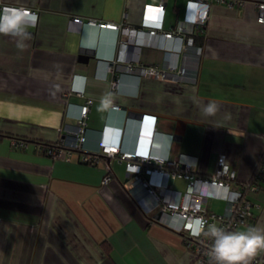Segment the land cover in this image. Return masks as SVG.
I'll return each instance as SVG.
<instances>
[{
  "label": "crops",
  "instance_id": "obj_1",
  "mask_svg": "<svg viewBox=\"0 0 264 264\" xmlns=\"http://www.w3.org/2000/svg\"><path fill=\"white\" fill-rule=\"evenodd\" d=\"M186 2L0 0L38 17L23 51L14 38L0 35V264H191L181 235L156 216L160 208L144 210L149 198L139 185L128 184L124 161L111 157L92 166L81 160V152H98L104 140L130 150L139 114L151 113L158 131L154 153L174 161L195 155L194 171L205 175L222 152L238 181L253 175L264 155V23L256 20L252 1L232 7L210 1L202 30L192 32L202 40L181 51L137 40L127 46L123 63L181 70L178 81L117 70V42L126 34L96 24L138 26L146 4L162 3L163 28L173 30L184 18ZM74 16L96 23L69 31ZM116 75L119 85L112 89ZM106 93L118 108L100 110ZM86 98L93 101L81 150L70 160L38 151L35 141L54 144L76 124ZM209 101L220 106L214 116L202 111ZM178 127L180 140L174 139ZM108 165L110 179L103 183ZM168 183L179 190L186 186L181 178ZM250 198L260 206L238 231L264 228V192ZM219 200L218 212L225 202ZM206 202V209L217 211ZM262 255L254 259L261 261Z\"/></svg>",
  "mask_w": 264,
  "mask_h": 264
},
{
  "label": "built area",
  "instance_id": "obj_2",
  "mask_svg": "<svg viewBox=\"0 0 264 264\" xmlns=\"http://www.w3.org/2000/svg\"><path fill=\"white\" fill-rule=\"evenodd\" d=\"M210 1L224 3L230 7L242 6L246 1H252L256 8V20L264 23V0H187L184 18L179 21L173 30H165L162 24L163 4H146L143 18L138 26L120 25L116 23L95 22L92 19L84 21L78 16L72 17L68 22L69 31H79L84 24H97L101 28L116 30L126 34V38L119 39L118 53L114 62L120 65L117 70L129 72L138 76H155L163 80L178 81L182 71L161 69L153 65H134L129 62L123 63L124 52L127 46L136 40L139 44L164 51H181L186 45L192 44V32L202 30V26L209 17ZM5 7L28 9L12 4H0V10ZM30 10V9H29ZM32 13H37L31 10ZM189 34V35H188ZM146 35L149 40H139ZM117 65V66H118ZM110 70V67H108ZM112 69V68H111ZM114 71V70H111ZM119 85V77L116 75L111 80L112 89ZM81 95V92H76ZM91 98H86L79 106L77 122L72 127L66 128V132L59 137L54 144L35 142L38 151L54 157H64L70 160L73 152H79L86 139V118L92 104ZM113 104L111 108H118ZM156 116L151 113H141L138 117V132L134 145L130 150L121 148L118 142L102 141L98 152H81V160L85 163H99L101 157H118L124 161L128 184L131 187L139 185L142 192L149 198V205L144 210L150 211L159 207V221L166 227L180 232L184 240V246L193 255L194 264H209L210 257L207 255L211 247V238L203 235H192V225L197 218H203L208 225L215 224L228 231H235L241 226L248 224L252 207L260 205L246 199L243 190L236 183L237 173L226 160L222 152L216 155L215 167L210 174H200L194 171L198 165V157L195 155L182 154L177 160H169L152 151L154 134L158 131L155 126ZM18 146H27L22 140L14 141ZM258 169H264V155H262ZM103 177L102 182L110 179L109 171ZM171 178L185 180L184 190L172 188L169 185ZM257 186L252 185L249 191L256 192ZM134 192L133 196L141 203V199ZM213 197L224 199V206L220 212L208 210L204 207V199L211 200ZM157 215V216H158ZM257 259L252 262H257Z\"/></svg>",
  "mask_w": 264,
  "mask_h": 264
},
{
  "label": "clouds",
  "instance_id": "obj_3",
  "mask_svg": "<svg viewBox=\"0 0 264 264\" xmlns=\"http://www.w3.org/2000/svg\"><path fill=\"white\" fill-rule=\"evenodd\" d=\"M38 17L29 9L5 7L0 10V35L16 40V47L21 51L27 48L26 41L31 39L30 27H34ZM81 82L83 78H80ZM82 90V89H81ZM113 106L112 94L106 93L100 101V110ZM219 104L209 101L202 111L206 116H214L219 111ZM229 118L226 116V119ZM204 219L197 218L192 227V235L211 238V247L207 253L209 264H251L255 256L264 251V228L249 227L244 231H228L215 224L205 230Z\"/></svg>",
  "mask_w": 264,
  "mask_h": 264
},
{
  "label": "trees",
  "instance_id": "obj_4",
  "mask_svg": "<svg viewBox=\"0 0 264 264\" xmlns=\"http://www.w3.org/2000/svg\"><path fill=\"white\" fill-rule=\"evenodd\" d=\"M192 37H193V42H196V41H201L202 40V37L199 36L198 34H194L192 33ZM36 142V141H35ZM39 142V141H37ZM50 144V143H48ZM107 159L106 157H101V161H105ZM96 163H89V165H92V166H95ZM237 184L240 185V187L242 188L243 190V196L246 198V199H249L250 201L251 198H250V194L251 193H255L254 191H249V189L251 188L252 185H255L257 186V189H256V192H258L259 190L261 189H264V169H258V165H256V168L254 170V173L253 175L251 176V178L247 181H244V182H240V181H236ZM254 210H255V207H252L251 208V215L249 217V222L248 224L250 223L251 219L255 217V215L253 214L254 213ZM215 212H218V211H215ZM150 219H152L151 217H149ZM239 229V228H238ZM235 230V231H238ZM180 235H181V238H182V234L180 232H178ZM182 242L184 244V240L182 239ZM261 261H264V260H261ZM260 261H257V262H252L251 261V264H260L259 263ZM191 264H194V261L192 260Z\"/></svg>",
  "mask_w": 264,
  "mask_h": 264
},
{
  "label": "rangeland",
  "instance_id": "obj_5",
  "mask_svg": "<svg viewBox=\"0 0 264 264\" xmlns=\"http://www.w3.org/2000/svg\"><path fill=\"white\" fill-rule=\"evenodd\" d=\"M124 173L122 174V177H124ZM260 192H264V191H262V190H260V191H258V192H255V194L256 193H260ZM207 199H204V201H203V205H206L207 204ZM219 202H220V200L218 199V198H216V197H213L211 200H209V203H208V205H211V206H213V208L215 209V210H219L220 208H219ZM260 205V204H259ZM151 212H152V210H151ZM153 214V213H152ZM260 264H262V262L260 261L259 262Z\"/></svg>",
  "mask_w": 264,
  "mask_h": 264
},
{
  "label": "water",
  "instance_id": "obj_6",
  "mask_svg": "<svg viewBox=\"0 0 264 264\" xmlns=\"http://www.w3.org/2000/svg\"><path fill=\"white\" fill-rule=\"evenodd\" d=\"M139 116H140V114H139ZM178 124H182V126H183L184 125V121H178ZM181 135H182V127L181 128L178 127V129L175 130V132H174V139L180 140L181 139ZM106 158L108 159V157H106ZM108 160H110V159H108ZM158 214H159V212H158ZM158 214H156V216ZM262 260H264V255H262Z\"/></svg>",
  "mask_w": 264,
  "mask_h": 264
}]
</instances>
